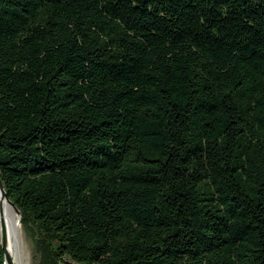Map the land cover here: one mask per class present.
Masks as SVG:
<instances>
[{
  "label": "trees",
  "instance_id": "trees-1",
  "mask_svg": "<svg viewBox=\"0 0 264 264\" xmlns=\"http://www.w3.org/2000/svg\"><path fill=\"white\" fill-rule=\"evenodd\" d=\"M0 178L37 264H264V0H0Z\"/></svg>",
  "mask_w": 264,
  "mask_h": 264
},
{
  "label": "bare ground",
  "instance_id": "bare-ground-1",
  "mask_svg": "<svg viewBox=\"0 0 264 264\" xmlns=\"http://www.w3.org/2000/svg\"><path fill=\"white\" fill-rule=\"evenodd\" d=\"M15 210L3 198L0 191V223L6 228L8 238V253L14 264L23 263L26 254L21 232L22 226Z\"/></svg>",
  "mask_w": 264,
  "mask_h": 264
},
{
  "label": "water",
  "instance_id": "water-1",
  "mask_svg": "<svg viewBox=\"0 0 264 264\" xmlns=\"http://www.w3.org/2000/svg\"><path fill=\"white\" fill-rule=\"evenodd\" d=\"M0 191L2 194V198L15 210L17 216L19 217L18 221L21 220V215L16 205L9 199L8 194L5 190L3 182L0 178ZM0 246H1V254L3 259V264H14L13 259L8 253V238L6 228L0 223Z\"/></svg>",
  "mask_w": 264,
  "mask_h": 264
},
{
  "label": "rangeland",
  "instance_id": "rangeland-1",
  "mask_svg": "<svg viewBox=\"0 0 264 264\" xmlns=\"http://www.w3.org/2000/svg\"><path fill=\"white\" fill-rule=\"evenodd\" d=\"M21 226H22L21 236H22L23 243L25 245L24 251L26 254V258H25L23 263H25V264H37L38 256H37V252L35 250L34 235L28 227H26L24 225H21Z\"/></svg>",
  "mask_w": 264,
  "mask_h": 264
}]
</instances>
